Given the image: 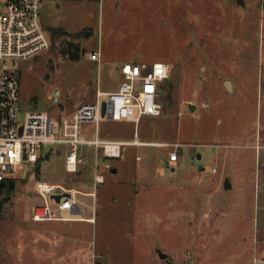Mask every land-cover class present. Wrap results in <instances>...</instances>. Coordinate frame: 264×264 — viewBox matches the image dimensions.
<instances>
[{
	"label": "rangeland",
	"instance_id": "374dc122",
	"mask_svg": "<svg viewBox=\"0 0 264 264\" xmlns=\"http://www.w3.org/2000/svg\"><path fill=\"white\" fill-rule=\"evenodd\" d=\"M242 1L41 0L49 47L10 62L20 107L58 119L98 88L115 90L124 62L163 60L161 113L103 117L98 136L131 140L137 126L140 140L168 144L123 145L106 158L117 171L96 184L93 147H81L80 175L65 169L63 143L20 163L14 189L0 195V264H168L158 249L182 264H264V0ZM39 179L94 191L77 194L93 219L33 220Z\"/></svg>",
	"mask_w": 264,
	"mask_h": 264
},
{
	"label": "built area",
	"instance_id": "2783aa9c",
	"mask_svg": "<svg viewBox=\"0 0 264 264\" xmlns=\"http://www.w3.org/2000/svg\"><path fill=\"white\" fill-rule=\"evenodd\" d=\"M40 3L41 0H0V182L13 177L23 161L36 162L49 143L69 146L65 151L64 165L72 173L78 172L84 161L81 147H93L94 184L103 182L101 169H110L111 164L101 161L100 156L120 157L123 145L148 142L140 140L137 131L131 140L101 139L98 136L100 119L108 117L138 122L143 114L159 115L162 108L159 96L163 81L169 76V63L163 60L124 62L121 69L123 80L115 90L98 88L92 98L81 100L75 104L72 113L58 119L44 110L21 108L20 75L10 62L34 57L49 47L50 39L40 19ZM90 57L98 59L99 51L91 52ZM87 124L93 125L94 136L87 133L90 128L86 127ZM181 147L182 143L173 144L169 151L170 160L178 159ZM136 159H140V155ZM37 192L42 201L34 208L32 219L35 221L93 219L83 215L81 206L94 208V205L80 200L77 194L95 195L94 191L39 179ZM54 194L62 195L56 200ZM63 210L71 215H62Z\"/></svg>",
	"mask_w": 264,
	"mask_h": 264
},
{
	"label": "crops",
	"instance_id": "0c3cea01",
	"mask_svg": "<svg viewBox=\"0 0 264 264\" xmlns=\"http://www.w3.org/2000/svg\"><path fill=\"white\" fill-rule=\"evenodd\" d=\"M93 51H95V50H93ZM93 51H91V52H93ZM102 50L100 51L99 50V58L102 56ZM135 55V54H134ZM140 57V55H137V56H135L134 57V59H137V58H139ZM98 58V59H99ZM98 59H95V60H98ZM232 87H233V85H232ZM93 97V96H92ZM91 97V98H92ZM84 99H89V98H82L81 100H84ZM81 100H79L78 102H80ZM77 102V103H78ZM76 103V104H77ZM189 103H192V104H194L195 105V107H194V109L196 108V102L194 101V102H188V105H189ZM206 103H204V105H205ZM193 109V110H194ZM162 110V109H161ZM191 110V109H190ZM130 121V120H129ZM91 132H92V130H90ZM137 131V126H136V129H135V132ZM134 132V133H135ZM137 134H138V132H137ZM109 140H122V139H109ZM142 141H144V142H148V144H142V145H161V146H163V144L162 143H166L165 145H167L168 144V142H165V141H145V140H142ZM177 142H179V143H182V142H180V141H177ZM176 143V142H175ZM174 144V143H173ZM202 144V143H201ZM208 144H213V143H208ZM215 144V143H214ZM204 145H207V143H204ZM216 145V144H215ZM138 146V145H137ZM182 146H183V143H182ZM182 148V147H181ZM180 148V149H181ZM216 152H214V154H215ZM93 154H94V161H95V150H94V152H93ZM138 155H140V154H136V156H138ZM136 156H135V159H136ZM198 157H201V153L199 152L198 153ZM179 158H180V153H179V151H178V159L177 160H179ZM101 161H107L106 160V158H103L102 156H100V158H99ZM142 159V157H141V155H140V159H136V160H141ZM177 160H170L169 159V152H168V155L166 156V158H165V163L166 164H168L169 166L171 165V163L172 162H175V161H177ZM84 162V161H83ZM82 162V163H83ZM107 162H109V161H107ZM110 163V162H109ZM111 164V163H110ZM93 167H94V162H93ZM112 168H114V166L111 164V168L110 169H101V171H102V173H103V171L104 170H112ZM116 168V167H115ZM172 169H174V168H172ZM82 170H83V168H82V166H81V164H80V169L78 170V172H76L78 175H80L81 173H82ZM116 171H117V168H116ZM104 175V174H103ZM86 208V207H85ZM82 211H83V208H82ZM88 221V220H87Z\"/></svg>",
	"mask_w": 264,
	"mask_h": 264
},
{
	"label": "water",
	"instance_id": "95a60500",
	"mask_svg": "<svg viewBox=\"0 0 264 264\" xmlns=\"http://www.w3.org/2000/svg\"><path fill=\"white\" fill-rule=\"evenodd\" d=\"M238 2L243 3L242 0H238ZM225 84H226V87H227L229 90H232V83L230 82V80H225ZM55 93L57 94L58 91L56 90ZM55 99L57 100V97H55ZM104 105H105V103L103 102L102 114H104V111H105ZM194 107H195L194 104L189 103V108H190L191 110H193ZM48 154H49V153H48ZM48 154H46V157H48ZM111 171H112V172H115V171H116V168H115V167L112 168ZM224 187H225V188H230L231 185H230L229 182L226 181V182L224 183ZM64 194H65V195H68V193H64ZM61 195H62V194H54L53 197H55L56 200H59V198L61 197ZM157 251H158L159 256H160L161 258L167 260L168 264H182V263H180V262L175 263V262H173V261L168 260V255H167L165 252H162L160 249H158Z\"/></svg>",
	"mask_w": 264,
	"mask_h": 264
},
{
	"label": "trees",
	"instance_id": "16d2710c",
	"mask_svg": "<svg viewBox=\"0 0 264 264\" xmlns=\"http://www.w3.org/2000/svg\"><path fill=\"white\" fill-rule=\"evenodd\" d=\"M70 45H71L70 47H73L72 46L73 45L72 43H70ZM69 50H70V54H71L72 57L77 56V53H76L77 50L76 49L74 50L72 48H69ZM40 159H41V157L36 161V163H39ZM15 179H17V178H15V177H8V178H5L4 180H2L0 182V195L2 193H6V196L5 197H8V194L15 187ZM5 197L3 198V200L6 199Z\"/></svg>",
	"mask_w": 264,
	"mask_h": 264
}]
</instances>
